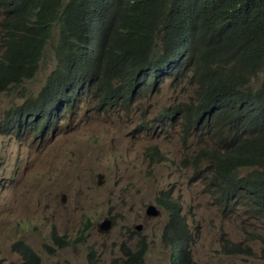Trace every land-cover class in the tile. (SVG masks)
<instances>
[{
    "label": "clouds",
    "instance_id": "obj_1",
    "mask_svg": "<svg viewBox=\"0 0 264 264\" xmlns=\"http://www.w3.org/2000/svg\"><path fill=\"white\" fill-rule=\"evenodd\" d=\"M68 2L69 0H62L52 9V21L49 26L47 22L41 21L43 10L45 7L49 8L48 0H0V135L21 140L24 143L23 158L31 159L32 154L26 151L28 144L32 148L33 142L37 143V147L42 142H49L54 134H59L72 124L74 115L96 112L108 116L115 106L124 109L138 97L160 92L163 81L167 79H170L174 86L180 84L187 93L190 84L196 83L197 87L189 101L177 99L151 121L155 132L150 135L153 136L158 130H165L169 126H176L183 137L189 139L193 134L202 137L199 149L190 160L194 169H203L207 173L205 176H209L210 181L214 177L215 169L213 158L210 156L212 150L224 154L231 147L243 143L249 133L258 134L254 130L248 134L242 131L247 126L245 123L252 118L249 115L251 112L264 116V53L254 51L250 54L244 45V35L239 43H231V39L227 38L217 40L215 25L206 10L197 20L187 19V16L181 13L185 3L163 0L161 9L164 11L166 22L160 25L161 34L156 33L153 36L152 48L145 47L141 52L149 59L153 56H165L168 59L167 67L172 70L164 69L159 72L158 68L150 65L148 73L142 72L139 75L137 72L138 77L130 80L131 70L118 66L128 53H132L127 44L110 49L117 56L116 65L111 69L105 67L101 59L99 13L96 11L89 16L88 32L80 35L77 32V23L74 22L75 17L67 7ZM248 11L254 13L248 14ZM144 14L148 15V10L144 9ZM263 14L264 6L249 9L243 5L240 13L233 14L228 24L238 23L247 15L264 19ZM19 21L30 29L36 28L37 25L38 28L35 31L24 28L23 31L17 32ZM68 24L73 27L72 37L62 42V30L68 29ZM164 32L167 33L166 36L163 35ZM245 34L264 52V31L247 29ZM22 47L28 48L30 52L24 55L21 52ZM203 48L206 52L201 55L200 50ZM52 56L56 59V64L44 70V62L49 61ZM39 73L41 85L35 88L29 86V81L34 80ZM217 76L223 78L224 89L220 87ZM230 85H235L236 88L231 89ZM207 88L215 90L227 105L221 112L230 113V116L221 118L227 122L226 140L208 121L202 120L197 124L190 122L199 116L194 115L187 106L198 105L197 98L201 89ZM245 103H248V106H245ZM143 123L148 125L146 121ZM135 128L131 130V134H134ZM206 137H210L209 140ZM236 138V142H230ZM5 146L6 141L2 146L5 157L0 155V193L3 189L17 190L28 198L33 195V183L18 185V167L13 168L8 161L9 155L4 149ZM144 151L150 157L151 163L164 160L158 145H147ZM87 165L88 161L82 151H78L72 158L63 156L60 160L61 174L54 177L52 184L45 180L40 184V197L50 204L60 219L65 218L72 209L70 195L77 188L74 174L77 171L85 172ZM242 167L255 168L247 174H241ZM260 168L257 164H250L238 165L235 170L240 178L252 176L251 179H263ZM103 177L100 169L94 172L92 179L97 188L102 184ZM250 184L249 181L244 188L231 185L224 196L218 190L219 202L221 205H231L232 201L237 199H248L256 205L258 218L264 220V193H254L255 190L248 189ZM55 189L58 203H55L51 196ZM256 189L258 192L262 190ZM86 196L87 191L82 186L78 198L83 200ZM159 201L162 209L170 210L169 220L163 231L168 243V260L165 264H197L190 246V229L178 213L174 199L161 190ZM145 214L147 217L153 214L158 217L161 210L150 204L146 205ZM107 215L98 223V232L101 234H109L114 226L113 217ZM137 229H141V224ZM142 232H137L140 233L139 243L135 248L123 241L121 261L119 256L117 263L111 264H147L148 235ZM58 237L63 238L60 245L55 242ZM84 240V231L68 238L53 226L51 243H44L43 248L45 251H53L55 246L67 248ZM258 240H261L264 247V237L254 233H250V236L241 242L225 239L221 244V251L228 256L245 255L264 259V250L259 254L252 246ZM10 244L12 251L20 257L19 264L25 260V247L35 251L43 259V254L27 243L25 238H13ZM0 263L15 264L6 263L3 259H0ZM88 264H98L95 254L88 253Z\"/></svg>",
    "mask_w": 264,
    "mask_h": 264
},
{
    "label": "rangeland",
    "instance_id": "obj_2",
    "mask_svg": "<svg viewBox=\"0 0 264 264\" xmlns=\"http://www.w3.org/2000/svg\"><path fill=\"white\" fill-rule=\"evenodd\" d=\"M55 64L52 56L44 62V70ZM40 85L39 73L29 81V86ZM196 87V83L190 84L187 93L180 84L174 86L167 79L160 92L138 97L124 109L115 106L108 116L96 112L74 115L72 124L54 134L49 142L38 147L33 142L32 148L27 145L32 160L22 157L21 140L0 135V155L5 157L2 146L6 141L3 148L12 167H18V185L33 183V195L28 198L17 190L3 189L0 193V259L20 263L10 244L11 239L19 237L42 253L47 264H88V253L96 255L98 264L117 263L119 256L120 261L122 258L123 241L135 248L139 243L137 232L143 231L148 235L147 264H165L168 243L163 231L170 210L161 208L159 192L164 190L174 199L178 213L190 229V246L197 264H264V259L259 257L228 256L221 251L225 239L241 242L250 233L264 237V220L258 218L256 205L248 199H237L231 205L220 204L219 188L211 184L203 169H194L190 160L202 137L194 134L189 139L183 137L176 126L150 135L155 132L151 121L177 99L189 101ZM1 109L0 105V112ZM147 145H158L164 160L151 163L144 151ZM78 151L83 152L88 165L85 172L74 174L77 188L70 195L72 209L60 219L40 197V184L44 180L52 184L54 177L61 174V157L72 158ZM254 168L242 167L241 174ZM97 169L104 175L99 188L92 179ZM82 186L87 191L83 200L78 198ZM51 196L58 203L57 189ZM150 204L161 210L158 217L145 214L146 205ZM107 214L113 217L114 226L109 234H101L98 223ZM139 224L141 229H137ZM53 226L68 238L84 231L85 240L67 248L55 246V250L45 251L43 244L51 243ZM252 246L259 254L264 250L261 240Z\"/></svg>",
    "mask_w": 264,
    "mask_h": 264
},
{
    "label": "trees",
    "instance_id": "obj_3",
    "mask_svg": "<svg viewBox=\"0 0 264 264\" xmlns=\"http://www.w3.org/2000/svg\"><path fill=\"white\" fill-rule=\"evenodd\" d=\"M62 0H48L49 8L45 7L42 12L41 21L47 22L51 26L52 9ZM180 3H185L181 13L188 18L197 20L206 10L210 16L216 29V39H231V43H239L244 35V45L247 51L252 54L254 51L264 53L262 49L255 44L245 32L252 30L255 32L264 31V19L247 15L243 17L238 23L228 24L232 19L233 14L240 13L243 5L247 8H255L264 6V0H173ZM163 0H69L67 7L69 12L74 15V22L77 23L78 33L85 35L88 32V18L91 14L97 11L99 13L100 23V48L101 59L105 63L104 66L109 69L114 68L116 65L117 56L110 50L114 47H123L127 44V47L132 53H128L118 64L122 69L131 70L129 75L130 80H134L138 76L137 72L148 73L150 71L149 66L154 65L155 69L158 68L159 72L164 69L172 70L168 68V59L165 56H153L148 58L142 51L145 47H153V36L156 33L161 34V23H165L164 11L161 9ZM144 9L148 10L149 14H144ZM254 13L248 11V14ZM264 15V14H263ZM261 15V16H263ZM35 31L38 25L34 29L23 26L20 21L18 22L16 29L17 32L23 31ZM71 24H68V29L63 28L61 41L64 39H70L72 37ZM165 30V29H164ZM163 35H167L166 32ZM197 52V49H194ZM21 52L26 55L30 50L26 47L21 48ZM206 52L205 48L200 50V54ZM221 88L224 89V80L220 76L216 77ZM231 89H235V85L229 86ZM245 99V98H243ZM197 104H190L187 109L194 112L193 114L199 116L197 119L190 121L195 124L202 120L208 121L214 130L220 134L225 140L228 135L226 130L227 122L223 117L230 116L228 111L221 112L222 108H226L227 105L222 102L219 94L215 90L201 89ZM248 106V103H245ZM190 112V115L192 114ZM252 118L245 123L247 126L243 133L255 131L258 134H250L249 137H245V140L241 144H237L227 150L224 154H221L217 150H212L210 156L213 158L214 164V177L211 181L212 185L219 186V192L224 196L229 191L231 185L237 188L246 187L250 181V190H255L254 193H264V178H254L252 176L240 178L236 172L238 165H250L257 164L262 169L264 175V116H261L257 112H251L249 114ZM241 126V125H240ZM222 138V139H223ZM223 139V140H224ZM238 138L230 141L236 142ZM251 179V180H250ZM260 192H258V189ZM259 199H261L259 197ZM177 221V219H176ZM63 238H57L56 244L60 245ZM67 244V243H63ZM25 260L21 264H46L42 257L33 251L32 249L25 247L23 249ZM1 264V263H0Z\"/></svg>",
    "mask_w": 264,
    "mask_h": 264
}]
</instances>
